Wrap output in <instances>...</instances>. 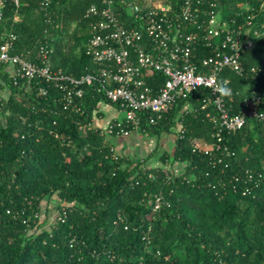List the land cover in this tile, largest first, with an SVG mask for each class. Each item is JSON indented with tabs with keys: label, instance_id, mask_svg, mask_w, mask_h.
I'll return each instance as SVG.
<instances>
[{
	"label": "trees",
	"instance_id": "trees-1",
	"mask_svg": "<svg viewBox=\"0 0 264 264\" xmlns=\"http://www.w3.org/2000/svg\"><path fill=\"white\" fill-rule=\"evenodd\" d=\"M132 1L146 8L161 0ZM19 2L18 7L9 0L0 23L1 34L13 30L17 36L12 55L37 62L40 46L46 45L54 49V70L76 78L101 66L85 54L94 22L85 15L101 0H52L50 22L39 11L41 0ZM262 4L264 0H221L218 10L241 24L242 16H236L246 12V5ZM117 12L126 26H136L123 7ZM257 20L264 22V10ZM199 50L198 63L210 56L209 49ZM242 60L246 68L264 65V42ZM223 77L239 92L236 111L262 83L229 71ZM159 81L165 78L158 74L147 80L149 85ZM41 88L48 90L45 96H39ZM208 95L203 89L192 92L155 126L141 115L139 131L151 137L170 134L180 116L185 129L182 137L177 135L173 153L149 166L118 156L106 136L83 127L102 101L111 103L96 88L85 87L79 113L63 111L62 94L54 85L39 79L26 84L0 67V264H264V189L243 196L232 192L229 183L234 171L261 167L260 126L251 122L254 128L227 137L238 159L228 168L213 169L208 157L192 151L197 140H211L206 112L192 108L183 113L186 105L198 107ZM171 161L186 167L166 183L162 169ZM144 170L157 175V181L148 180ZM158 191L169 207L153 215L145 194ZM52 200L58 202L54 210L66 211L55 223L44 207ZM7 210L19 215L9 216ZM119 215L123 222L115 224Z\"/></svg>",
	"mask_w": 264,
	"mask_h": 264
},
{
	"label": "built area",
	"instance_id": "built-area-1",
	"mask_svg": "<svg viewBox=\"0 0 264 264\" xmlns=\"http://www.w3.org/2000/svg\"><path fill=\"white\" fill-rule=\"evenodd\" d=\"M8 2L0 0V23ZM220 3L221 0H161L142 8L132 0H101L99 4L91 5L85 15V18L94 20L85 54L93 63L101 65L97 69L80 78L54 70V49L46 45L40 46L37 62L24 55H12L17 41L13 30L0 33V67H6L10 77L24 80L26 84L39 79L54 85L62 94L63 111L79 113L78 100L83 98L85 87L96 88L97 93L119 105L124 113L122 120H115L104 130L94 127L93 120L83 126L106 137H130L132 132L140 130L141 115L147 116L148 125L155 126L192 92L207 90L209 95L200 100L198 107L186 105L183 110L184 114L192 108L206 112L213 126L211 140H197L192 151L208 157L213 169L228 168L233 160L238 159V153L230 146L227 137L247 126L254 128L251 122H256L264 141V65L246 68L242 60L264 42V22L257 20L264 4L260 8L246 5V12L236 16H242L244 20L239 24L234 17L230 21L223 17L218 10ZM15 4L19 7V0H15ZM51 5L52 0L40 2L39 11L44 13L48 22L55 15ZM119 6L136 26L125 25L117 12ZM18 21L19 18L15 17L14 22ZM199 47L209 49L210 56L198 63ZM227 71L245 80L262 81L259 87L249 91L238 111L233 102L239 92L235 93L230 87V79L223 77ZM157 74L165 81L149 85L147 80ZM47 93L45 88L39 90V96ZM177 123L180 126L178 135L182 137L185 129L181 116ZM260 166L234 171L229 181L230 190L250 196L264 189V158ZM185 167L184 163L169 162L162 169L164 181H173L172 173L181 174ZM143 174L151 182L158 179L157 175L146 173V170ZM222 186L228 187L224 182ZM144 200L153 215L165 206L169 207V201L161 191L146 193ZM62 211L57 210L55 222L63 220L65 208ZM6 214L17 217L19 212L7 210ZM23 222L26 225V220ZM119 222H123L121 215L115 224Z\"/></svg>",
	"mask_w": 264,
	"mask_h": 264
},
{
	"label": "crops",
	"instance_id": "crops-1",
	"mask_svg": "<svg viewBox=\"0 0 264 264\" xmlns=\"http://www.w3.org/2000/svg\"><path fill=\"white\" fill-rule=\"evenodd\" d=\"M8 95V92H5ZM192 106V105H190ZM124 113L116 106L106 101H102L93 117L94 127L104 130L115 120H122ZM177 135L162 134L159 137H151L140 131H134L130 137H107L109 143L113 146L115 153H121L127 159L136 162H146L149 166H158L159 160L166 152L174 151ZM152 157L151 159H149ZM58 205V202L55 203ZM54 205V207H55ZM50 215L54 207L46 203L44 206ZM51 208V209H50Z\"/></svg>",
	"mask_w": 264,
	"mask_h": 264
},
{
	"label": "rangeland",
	"instance_id": "rangeland-1",
	"mask_svg": "<svg viewBox=\"0 0 264 264\" xmlns=\"http://www.w3.org/2000/svg\"><path fill=\"white\" fill-rule=\"evenodd\" d=\"M177 124H178V123H177ZM177 124H176V126L173 128V131H172L173 134H176V135H178L179 130H180V126H178ZM170 153H173V151H171ZM119 155H120V156H123L121 153H119ZM55 203H56V202H55L54 200H52L51 205L54 207ZM48 204H50V202H49ZM45 206H46V204H45ZM50 209H51V208H50ZM56 212H57V210L52 209V213L49 215V216H51V218H50L51 220H50V221L53 222V223H54V221H55V214H56ZM43 220H44V219H43ZM43 220H42V221H43Z\"/></svg>",
	"mask_w": 264,
	"mask_h": 264
},
{
	"label": "clouds",
	"instance_id": "clouds-1",
	"mask_svg": "<svg viewBox=\"0 0 264 264\" xmlns=\"http://www.w3.org/2000/svg\"><path fill=\"white\" fill-rule=\"evenodd\" d=\"M223 91V90H222Z\"/></svg>",
	"mask_w": 264,
	"mask_h": 264
}]
</instances>
